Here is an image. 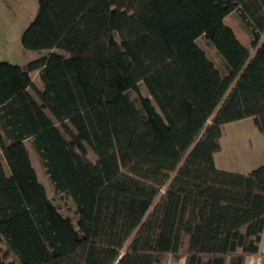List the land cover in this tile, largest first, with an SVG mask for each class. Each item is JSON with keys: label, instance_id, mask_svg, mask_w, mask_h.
I'll return each instance as SVG.
<instances>
[{"label": "trees", "instance_id": "trees-1", "mask_svg": "<svg viewBox=\"0 0 264 264\" xmlns=\"http://www.w3.org/2000/svg\"><path fill=\"white\" fill-rule=\"evenodd\" d=\"M233 12L254 53L225 22ZM22 45L50 51L28 69L0 61V264H244L260 252L264 164L232 172L214 154L230 122L251 117L264 134V0H38Z\"/></svg>", "mask_w": 264, "mask_h": 264}, {"label": "rangeland", "instance_id": "rangeland-1", "mask_svg": "<svg viewBox=\"0 0 264 264\" xmlns=\"http://www.w3.org/2000/svg\"><path fill=\"white\" fill-rule=\"evenodd\" d=\"M37 8L38 0H0V61L16 63L26 56H41L50 51L48 49L28 50L22 45L23 32L35 17ZM225 22L234 29L238 38L249 47L251 53H254L253 38L244 27L238 13L229 14ZM115 34L118 38L117 33ZM196 41L204 48L216 67L223 74H227L225 61L216 46L205 36L198 37ZM56 51L65 52L61 49ZM137 80L139 81V78ZM140 90L142 94H148L143 84H140ZM128 94L141 108L139 93L131 89ZM220 144V150L214 154L216 166L220 169L248 173L264 164V134L259 131L251 117L226 124ZM90 153L93 156V151ZM31 157L39 179L45 184L49 195L55 196L53 185L39 156L31 151ZM0 160L9 172V166L3 154H0ZM183 261L184 259H181L180 263Z\"/></svg>", "mask_w": 264, "mask_h": 264}, {"label": "crops", "instance_id": "crops-1", "mask_svg": "<svg viewBox=\"0 0 264 264\" xmlns=\"http://www.w3.org/2000/svg\"><path fill=\"white\" fill-rule=\"evenodd\" d=\"M37 56H26L23 60L16 62L22 65L25 69H28L27 63L29 60L35 58ZM33 79L39 80L40 70L29 71ZM244 264H264V231L262 234V239L260 243V252L258 254H253L247 256Z\"/></svg>", "mask_w": 264, "mask_h": 264}, {"label": "built area", "instance_id": "built-area-1", "mask_svg": "<svg viewBox=\"0 0 264 264\" xmlns=\"http://www.w3.org/2000/svg\"><path fill=\"white\" fill-rule=\"evenodd\" d=\"M162 264H179V262H175L171 256H169L168 258H166Z\"/></svg>", "mask_w": 264, "mask_h": 264}]
</instances>
